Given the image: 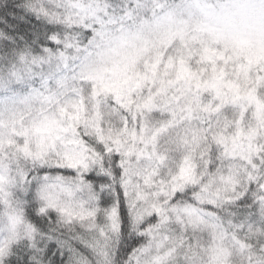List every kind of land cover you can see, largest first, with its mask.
<instances>
[{"label":"snow or ice","instance_id":"snow-or-ice-1","mask_svg":"<svg viewBox=\"0 0 264 264\" xmlns=\"http://www.w3.org/2000/svg\"><path fill=\"white\" fill-rule=\"evenodd\" d=\"M0 264H264V0H0Z\"/></svg>","mask_w":264,"mask_h":264}]
</instances>
